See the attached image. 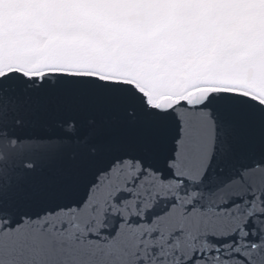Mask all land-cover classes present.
<instances>
[{"label":"snow or ice","instance_id":"obj_1","mask_svg":"<svg viewBox=\"0 0 264 264\" xmlns=\"http://www.w3.org/2000/svg\"><path fill=\"white\" fill-rule=\"evenodd\" d=\"M0 264H264V0H0Z\"/></svg>","mask_w":264,"mask_h":264}]
</instances>
